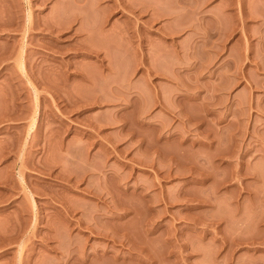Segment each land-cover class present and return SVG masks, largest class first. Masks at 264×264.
Masks as SVG:
<instances>
[{"label": "rangeland", "instance_id": "rangeland-1", "mask_svg": "<svg viewBox=\"0 0 264 264\" xmlns=\"http://www.w3.org/2000/svg\"><path fill=\"white\" fill-rule=\"evenodd\" d=\"M0 264H264V0H0Z\"/></svg>", "mask_w": 264, "mask_h": 264}, {"label": "bare ground", "instance_id": "bare-ground-1", "mask_svg": "<svg viewBox=\"0 0 264 264\" xmlns=\"http://www.w3.org/2000/svg\"><path fill=\"white\" fill-rule=\"evenodd\" d=\"M21 67H22V65H21ZM23 68V67H22Z\"/></svg>", "mask_w": 264, "mask_h": 264}]
</instances>
